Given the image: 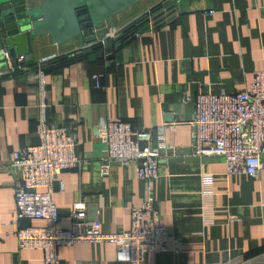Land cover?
Masks as SVG:
<instances>
[{"label": "crops", "instance_id": "0c3cea01", "mask_svg": "<svg viewBox=\"0 0 264 264\" xmlns=\"http://www.w3.org/2000/svg\"><path fill=\"white\" fill-rule=\"evenodd\" d=\"M166 0H143L116 17L119 31ZM179 2V0H177ZM166 22L133 37L122 61L75 59L46 69L48 119L69 125L79 143L81 169L67 170L56 184L59 227L70 228L72 211L83 203L107 233L131 227V209L155 196L163 224L180 239V251L149 253L144 264H264V170L259 176L227 174L223 157L192 155L193 97L200 93L246 92L264 70V0H184ZM115 32V33H116ZM84 47L73 39L54 45L36 38L35 63L65 57ZM56 60V59H55ZM50 66V65H48ZM37 72L5 74L0 83V264H44L42 250H21L14 224L18 179L11 158L36 136L40 110ZM101 76L97 87L94 75ZM186 97L191 100L184 102ZM125 121L149 132L166 125L169 147L161 151L159 178H138L134 165L111 164L101 174L107 145L101 131ZM22 226H45L25 219ZM63 264H130L117 259L114 243L62 246Z\"/></svg>", "mask_w": 264, "mask_h": 264}, {"label": "built area", "instance_id": "2783aa9c", "mask_svg": "<svg viewBox=\"0 0 264 264\" xmlns=\"http://www.w3.org/2000/svg\"><path fill=\"white\" fill-rule=\"evenodd\" d=\"M162 17L155 24L151 15L150 27L164 24L169 19V16ZM139 19L131 23L135 24L136 36L140 34L137 24ZM100 31L93 29L90 33ZM115 32L110 30L108 36L115 35ZM2 57L8 69L0 71V80L5 74L35 70L40 84V115L36 130L38 141L14 152L10 163V171L18 179L14 224L17 227L19 248L42 250L44 264H63L58 257V249L84 242L114 243L117 259L130 264H144L149 253L179 252L180 239L173 237L169 227L163 224L152 193L141 204L132 207L131 227L128 230L104 232L100 219L89 217L83 203L74 205L71 227H59L60 214L54 198L56 184L59 183L60 191H64V182L60 180L62 173L81 169L83 164L73 129L67 124H52L48 119L45 72L48 65L62 56L52 60L42 59L33 66L23 64L24 56L11 57L6 49ZM94 79L97 87H102L101 76L96 74ZM190 100L191 97H186L184 102ZM193 103L195 113L190 121L192 155L200 159L223 157L228 175L244 173L251 177L259 176L264 170V70L256 71L246 92L231 94L222 89L217 93H200L193 97ZM166 127H157L156 142L147 141L144 144L149 132L136 131L125 121L108 122L101 131V137L107 145L101 174L109 175L111 164L118 162L125 166L134 165L138 178L150 183L156 181L160 176L161 151L169 147L165 137ZM25 219L44 220L46 225L22 226L21 221ZM21 264L32 263L25 260Z\"/></svg>", "mask_w": 264, "mask_h": 264}, {"label": "water", "instance_id": "95a60500", "mask_svg": "<svg viewBox=\"0 0 264 264\" xmlns=\"http://www.w3.org/2000/svg\"><path fill=\"white\" fill-rule=\"evenodd\" d=\"M143 0H0V71L8 69L3 50L11 57L24 56L23 64L35 63L34 46L36 38L49 36L54 45H63L73 39H80L84 48L79 55L87 54L90 61L99 59L122 61L125 42L136 36L135 24L124 31L108 36L116 30V17ZM183 8L184 0H179ZM166 0L137 21L138 33L150 28V16L157 20L173 16L179 3ZM162 17V18H163ZM159 21V20H158ZM101 29L99 33L90 30ZM16 65L18 63L16 62Z\"/></svg>", "mask_w": 264, "mask_h": 264}, {"label": "trees", "instance_id": "16d2710c", "mask_svg": "<svg viewBox=\"0 0 264 264\" xmlns=\"http://www.w3.org/2000/svg\"><path fill=\"white\" fill-rule=\"evenodd\" d=\"M133 29L134 28L130 29L126 33V35H129ZM80 58H88V55L87 54L79 55L78 52H76L74 54V56H72V57H69V56L68 57L67 56L61 57L56 62H54L53 64L48 66L46 69L48 70V69H51V68H54V67H57V66H61V65L67 64V63H72V62H74L75 59H80ZM0 83H1V80H0Z\"/></svg>", "mask_w": 264, "mask_h": 264}]
</instances>
